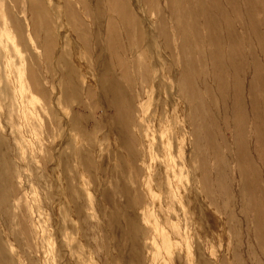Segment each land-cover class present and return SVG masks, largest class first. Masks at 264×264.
I'll return each mask as SVG.
<instances>
[{
	"label": "rangeland",
	"instance_id": "374dc122",
	"mask_svg": "<svg viewBox=\"0 0 264 264\" xmlns=\"http://www.w3.org/2000/svg\"><path fill=\"white\" fill-rule=\"evenodd\" d=\"M40 1L43 7L38 0L0 2V41L6 44L0 49V112L11 116L13 95L3 90L8 52L19 93L30 74L40 87L23 99L38 110L47 104L68 136L51 141H62L66 156L65 203L81 202L84 212L79 264H165L150 240L152 224L143 218L151 217L150 209L134 204L163 163L177 165L191 193L196 177L215 209L211 214L204 204L194 227L197 256L212 251L214 264H264V0L147 1L158 36L140 16L143 0H83L87 16L74 1ZM16 3L37 14L15 16L6 29L2 21ZM176 54L173 66L166 55ZM174 69L179 91L167 85ZM183 113L194 118L200 135L192 153L182 138ZM40 115L46 127L27 131L28 145L49 144L52 116L44 109ZM3 144L2 153L12 154L8 138ZM27 173L37 180L27 188L33 200L56 182L53 170L40 171L36 163ZM6 183L0 178L1 204ZM43 217L48 231L55 214L50 209ZM57 248L46 239L43 252L51 259ZM4 259L0 264H9Z\"/></svg>",
	"mask_w": 264,
	"mask_h": 264
},
{
	"label": "bare ground",
	"instance_id": "6f19581e",
	"mask_svg": "<svg viewBox=\"0 0 264 264\" xmlns=\"http://www.w3.org/2000/svg\"><path fill=\"white\" fill-rule=\"evenodd\" d=\"M7 1L13 2L14 0H0V2ZM68 1H74L79 4L84 8V15H88L83 0ZM147 1L151 0L140 2L139 13L146 24L147 30L151 31V34L155 33V36H158L156 23L151 19L153 11L145 6V3H148ZM38 2L40 6H44L43 1L38 0ZM20 7L17 3L13 5L15 12L9 11L7 17L3 19L2 26L4 28L8 29L12 25V20L15 16L23 15L27 20H30V14L32 16L37 14L32 6L25 10H22ZM0 11L3 13V9ZM2 48H6V44L0 41V49ZM6 57L7 61L12 63L11 55L8 52H6ZM166 57L167 61L173 66L179 61L177 54L176 57L172 55H166ZM9 63L5 62V67L9 74L5 77L3 90L7 94L8 90L11 89L13 95V99L10 102L11 116L6 118V113L0 112V135L2 139L0 141V178L5 179L7 182L5 185L6 199L2 204L0 203V256L1 258H5L4 260L9 264H79L80 260L78 258L81 257L77 255L76 247L80 246L81 250H83L80 253L83 254L86 245L84 241L85 236L82 233L84 226L80 221L84 212L80 204L81 202L65 203L69 189L68 181L64 179V161L66 156L61 145L62 141L56 146H52L53 141H51V139L55 141L56 137L61 135L67 138L68 136L61 133V120H55L54 112L48 108L47 104H44L41 109H44L52 116L49 125L51 129L49 131L50 135L47 139L49 144L46 145L43 141L34 143L30 140L31 144L28 145L29 137L26 132L30 131V129L34 133L38 132V128H45L46 124L40 115L41 109L38 110V108L27 104V99L24 100L22 94L26 92L33 93L40 87L30 74L28 75V79L26 77V81H20L22 83L21 87H23L20 94ZM44 79L48 80L50 78L48 75H45ZM166 80L170 89L177 88L179 91L177 69H174L171 74L166 76ZM182 101L184 102L183 98ZM54 104L57 106L56 109L61 112L60 103ZM14 111L16 112V116L14 115ZM36 118L37 120L34 121ZM182 120L185 130L182 138L189 145L190 152L192 153L194 147L200 142V135L196 129H193L194 118L188 119L185 113H183ZM64 125L67 127L66 130L70 128L68 122ZM6 138H8L9 147L13 150L12 154H8L7 152L2 153V150L6 149L3 144ZM65 143L66 146H69L66 140ZM9 162L13 163V174H10L8 170ZM187 162L188 174H190L194 170L193 163L189 160ZM30 163H36L39 170L43 172L53 170V173L56 175V182L51 183L36 200H33L29 196L27 189L28 186H37V180L27 173V171L29 172ZM176 168L177 165L163 163L159 167L157 176H155L153 182L144 181L143 187L146 190L144 199L139 194L134 199V204L150 209L149 214L151 217L148 219L146 215H143V218L145 222L152 224V227L149 228L151 230H149L151 232L150 240L158 251L159 259H162L165 264H185V258H183L182 254L186 255L185 248L187 249V254L190 256L189 264H214L215 258L209 257L212 255V251H210L211 253H209L208 257L203 254L197 256L193 250L191 239L194 237V227L198 224V218L204 209L203 205L205 204L207 211L211 214L214 213L215 209L205 195L199 183L200 181L196 180V177L190 178L192 193L191 190L182 187V179L180 178L182 174L177 172ZM150 193H154L157 197L153 202H151ZM188 207L193 208L197 213H192ZM50 209L55 214L56 221L54 224L49 225L47 231L42 222L43 216ZM74 229L80 236L77 244L73 243L72 236ZM18 239L23 242L19 244ZM46 239H51L58 243V248L50 257L51 259H48L49 257L43 252ZM26 258H31L33 262L27 261ZM155 261L156 258L151 259V263H155Z\"/></svg>",
	"mask_w": 264,
	"mask_h": 264
}]
</instances>
